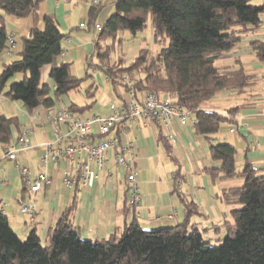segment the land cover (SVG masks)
I'll return each instance as SVG.
<instances>
[{"label": "trees", "instance_id": "1", "mask_svg": "<svg viewBox=\"0 0 264 264\" xmlns=\"http://www.w3.org/2000/svg\"><path fill=\"white\" fill-rule=\"evenodd\" d=\"M41 2L0 0V56L11 50L5 18L32 21L28 34L18 39L21 48L17 57L4 64L0 72V97L20 103L28 113L38 107H53L61 97L80 91L87 81L90 85L83 95L88 101L71 104L68 111L75 114L91 110L98 86L88 69L95 59L94 67L103 72L111 85L119 84L128 90L123 80L129 76L134 91L163 95L188 109L194 116L195 134L208 140L222 124L235 123L234 118L243 107H230L221 114L210 108L211 99L225 92L245 96L254 92L257 83L256 73L217 62L249 38L253 60L264 64V40L252 39L263 26L264 3L113 0L112 12L93 41L91 62L79 78L71 74L69 64L57 65L66 34L53 15L40 16ZM103 8L100 2L90 4L84 28L87 32L94 33ZM148 20L153 40L161 47L159 52L153 55L148 48H142L128 65L123 64L121 57L113 60L111 53L123 41L117 42V35L127 32L133 39ZM49 65L50 83H42V70ZM17 75L20 79L11 82ZM12 127H19L16 117L0 114L2 147L13 143ZM158 141L172 158L171 144L161 135ZM208 152L220 166L206 169L205 173L221 180H243L240 186L222 190L221 199L230 209L221 225L190 226L188 214H193L194 209L186 203L185 220L176 226L149 230L133 217L121 233L90 240L80 236L69 210H65L44 238L32 229L21 239L0 208V264H264V170L255 169L247 161L237 169L236 149L227 142L209 144Z\"/></svg>", "mask_w": 264, "mask_h": 264}, {"label": "crops", "instance_id": "2", "mask_svg": "<svg viewBox=\"0 0 264 264\" xmlns=\"http://www.w3.org/2000/svg\"><path fill=\"white\" fill-rule=\"evenodd\" d=\"M113 0H100L104 5L98 19L102 24L112 12ZM264 3V0H256ZM90 0H42L39 14L53 15L59 29L66 37L62 41L63 55L58 58L57 65L67 63L73 76L82 78L87 63L91 62L94 33L79 27L88 16ZM264 19V16H263ZM8 33L14 36L15 47L0 56V72L2 66L14 60L20 51L19 38L28 34L32 26L30 18H5ZM41 26V24H39ZM252 39L264 40V23L257 36ZM243 40L232 53L218 62L221 66H246L248 71L257 74V83L253 93L238 95L225 92L210 101V108L225 114V109L243 104L235 116V123H224L212 139H204L195 134L194 116L185 124L174 123L160 133L151 125L140 121L128 123L124 140L134 143L136 152L135 167L138 173V185L141 201L136 207L139 216L133 215L125 206L126 187L123 170L113 161L112 152L108 156L105 170L107 174L89 186L83 187L79 182L71 187H64L63 173L67 170L66 161L40 163L45 155L44 145L53 140V133L46 120V110L42 107L28 113L18 102H11L0 97V114L16 117L19 127H12L11 145L17 144L22 137L29 139L30 148L18 151L15 160L4 157V147L0 145V208L6 215L12 229L24 237L32 229L45 237L48 229L53 227L65 210H69L71 220L82 238L101 240L113 233H121L132 221L133 217L145 229L155 230L160 227L176 226L183 222L190 204L193 214H188L190 226L198 228L221 225L230 207L221 199L222 190L240 186V178L221 180L205 173L206 169L219 167V161H212L209 156V144L227 142L236 149L234 162L241 169L245 161L255 169L264 170V64L253 60L248 43ZM88 72L92 81L105 91L103 80L109 85L103 95V102L96 99L91 110L80 114L87 117L96 112L101 115L109 113V105L114 100L120 103L123 88L119 84L111 85L103 72L91 62ZM51 65L42 70V83H50ZM102 73V74H101ZM103 75V78H102ZM90 85V81L82 84ZM97 87V89H98ZM69 93L55 102V106L69 109L71 104L83 105L86 101L78 96L70 97ZM246 98V101L244 100ZM173 135L177 142L172 145L169 158L162 143L158 141L163 134ZM167 162L168 165L162 167ZM173 164V170L170 165ZM26 168L28 174L21 175L20 170ZM44 173L49 184L38 192L31 193L28 178ZM32 203L35 211L32 216L19 213L21 204Z\"/></svg>", "mask_w": 264, "mask_h": 264}, {"label": "built area", "instance_id": "3", "mask_svg": "<svg viewBox=\"0 0 264 264\" xmlns=\"http://www.w3.org/2000/svg\"><path fill=\"white\" fill-rule=\"evenodd\" d=\"M97 4L100 0H90ZM79 27L84 29L85 23ZM101 24L95 25L94 39L97 38ZM7 45L11 50L15 47L13 35L7 38ZM63 55L61 51L59 57ZM129 87L123 90L120 103L111 101L109 113L101 115L96 112L87 117L80 114H72L68 108L53 106L46 110V120L52 130L53 140L46 143L45 155L40 163L48 160L52 162L66 161L67 170L63 173V186L68 188L79 182L83 187L100 180L105 173V167L110 152L113 155L114 164L123 170V180L126 187L125 206L136 217L139 213L136 207L141 201V193L138 185V173L135 167L136 152L134 143L124 140L128 123L141 122L144 125L153 126L158 133L177 123L185 125L192 113L163 95L150 91H134L131 87V77L124 76L123 80ZM193 123L195 120L193 119ZM163 137L172 145L177 140L171 134H163ZM30 148L29 139L22 137L15 145L4 147V157L15 160L18 151H26ZM21 175L28 174L26 168L20 170ZM29 191L38 192L42 186L49 184V178L44 173H38L33 178H28ZM35 208L32 203L21 204L19 213L29 216L33 221Z\"/></svg>", "mask_w": 264, "mask_h": 264}, {"label": "rangeland", "instance_id": "4", "mask_svg": "<svg viewBox=\"0 0 264 264\" xmlns=\"http://www.w3.org/2000/svg\"><path fill=\"white\" fill-rule=\"evenodd\" d=\"M118 40H123L121 45L120 44L118 45L117 43ZM116 41H117L116 42L117 44L115 46V50L111 53V57L113 60H116L118 57H121L123 59L124 65H128L135 58L138 51L142 48H148L153 55L157 54L161 48L159 45L155 44L153 40L150 20L147 21L146 27L143 29V31L136 34V36L133 39L129 33L120 32L117 35ZM92 63L96 64L97 61L94 59ZM217 64L220 65L219 62H217ZM243 68L248 69V67L246 66H244ZM43 78H44V75L41 73V80H43ZM102 78H103V75H102ZM19 79H20V76L17 75L11 80V82H17ZM103 83H104V87H106L105 89L108 90L109 85L104 80H103ZM86 87L87 85L85 84L81 86L80 91H78L77 93L79 96L75 94V92H73L72 94H70V97L76 98L78 96L79 98H81V100L88 101V99H86L83 95ZM106 90L103 91L101 90L100 87H98L96 91V99L99 100V102L104 101L103 95L106 92ZM162 163L164 164L162 167H165V165H168L167 162H162ZM170 167L171 168L168 169L167 172H169L171 169L173 170V164H171ZM209 237L211 238L213 237L212 232H210ZM22 238H25V236L21 237V239Z\"/></svg>", "mask_w": 264, "mask_h": 264}]
</instances>
